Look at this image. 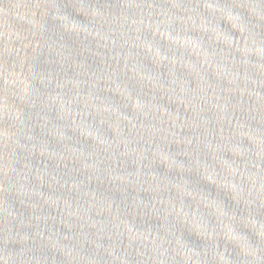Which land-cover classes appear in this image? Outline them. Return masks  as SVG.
I'll list each match as a JSON object with an SVG mask.
<instances>
[{
	"label": "water",
	"instance_id": "1",
	"mask_svg": "<svg viewBox=\"0 0 264 264\" xmlns=\"http://www.w3.org/2000/svg\"><path fill=\"white\" fill-rule=\"evenodd\" d=\"M0 264H264V0H0Z\"/></svg>",
	"mask_w": 264,
	"mask_h": 264
}]
</instances>
